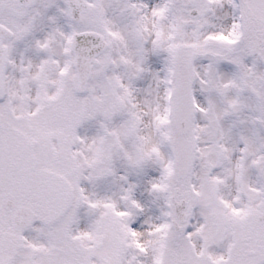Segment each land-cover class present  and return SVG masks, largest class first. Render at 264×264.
<instances>
[{"label": "snow or ice", "instance_id": "snow-or-ice-1", "mask_svg": "<svg viewBox=\"0 0 264 264\" xmlns=\"http://www.w3.org/2000/svg\"><path fill=\"white\" fill-rule=\"evenodd\" d=\"M0 264H264V0H0Z\"/></svg>", "mask_w": 264, "mask_h": 264}]
</instances>
